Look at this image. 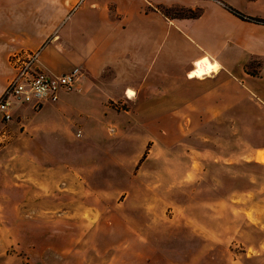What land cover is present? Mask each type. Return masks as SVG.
<instances>
[{"label":"crops","instance_id":"0c3cea01","mask_svg":"<svg viewBox=\"0 0 264 264\" xmlns=\"http://www.w3.org/2000/svg\"><path fill=\"white\" fill-rule=\"evenodd\" d=\"M31 1L45 0H0V98L16 75L12 57L28 52L39 53V68L51 75L81 69L75 91L63 92L61 102L54 103L58 110L65 105L71 112L81 99L103 112L123 103L135 112L167 114L152 122L181 114L189 129L212 121L215 128L229 130L230 147L240 145L235 130L243 120L250 115L264 120V24L229 9L264 20V0H54L58 5L48 15L54 18L48 30L46 10L31 11ZM65 2L69 6L63 11ZM175 7L202 14H164ZM46 104L19 108L16 124H7L14 144L28 140L35 146L38 153H31L43 168L23 171L0 164V264L75 262L77 243L95 222L87 213L78 215L77 203L61 200L59 193L67 188L56 186L63 158L37 139L46 124L35 116ZM23 125L36 136L26 135ZM263 151L246 153L258 161ZM9 159L10 153L0 155V163ZM31 176L38 189L30 185ZM48 178L54 179L48 192L54 200H46Z\"/></svg>","mask_w":264,"mask_h":264},{"label":"rangeland","instance_id":"374dc122","mask_svg":"<svg viewBox=\"0 0 264 264\" xmlns=\"http://www.w3.org/2000/svg\"><path fill=\"white\" fill-rule=\"evenodd\" d=\"M53 5L58 2H30L31 11L46 10L47 30ZM64 6L69 4L63 3V11ZM199 13L175 7L170 16ZM76 102L80 106L74 104L71 112L47 103L35 116L46 124L40 145L63 158L56 186L67 188L59 193L61 200L77 203L79 216L87 213L95 220L77 243L78 259L68 264H264V151L258 161L249 155L264 148V120L252 115L243 120L235 130L240 145L230 147L229 130L212 121L189 129L181 114L152 122L167 114L135 112L123 103L103 112L90 102ZM1 118V158L10 153L1 166L42 169L31 153L35 146L28 140L14 144ZM21 130L31 134L28 125ZM35 179L29 177L30 185L38 189ZM53 186L48 178L46 200H54L48 193Z\"/></svg>","mask_w":264,"mask_h":264},{"label":"built area","instance_id":"2783aa9c","mask_svg":"<svg viewBox=\"0 0 264 264\" xmlns=\"http://www.w3.org/2000/svg\"><path fill=\"white\" fill-rule=\"evenodd\" d=\"M38 57L39 53L27 52L16 55L12 61L16 75L0 98L4 126L14 120L19 108L31 104L38 109L48 102L57 103L63 92L71 93L76 89L82 73L80 68L63 75H51L39 68ZM77 136H81V132Z\"/></svg>","mask_w":264,"mask_h":264},{"label":"trees","instance_id":"16d2710c","mask_svg":"<svg viewBox=\"0 0 264 264\" xmlns=\"http://www.w3.org/2000/svg\"><path fill=\"white\" fill-rule=\"evenodd\" d=\"M173 8H171V9H164L163 10V12H164V14L167 16V17H169V18H197V17H199L201 14H202V10H200V13L199 14H197V15H193V16H186V17H171L170 16V12H171V10H172ZM234 14H236L237 16H239V17H241V18H243V19H245V20H248V21H252V22H255V23H259V24H264V20H262V19H260V18H251V17H247V16H245V15H243V14H241V13H239L238 11H236L235 9H233V8H229ZM165 10H166V12H165ZM170 11V12H169Z\"/></svg>","mask_w":264,"mask_h":264},{"label":"bare ground","instance_id":"6f19581e","mask_svg":"<svg viewBox=\"0 0 264 264\" xmlns=\"http://www.w3.org/2000/svg\"><path fill=\"white\" fill-rule=\"evenodd\" d=\"M213 70V69H212ZM209 72H212V71H209ZM200 75H203V73H200Z\"/></svg>","mask_w":264,"mask_h":264}]
</instances>
